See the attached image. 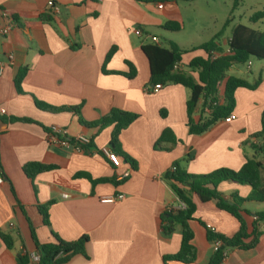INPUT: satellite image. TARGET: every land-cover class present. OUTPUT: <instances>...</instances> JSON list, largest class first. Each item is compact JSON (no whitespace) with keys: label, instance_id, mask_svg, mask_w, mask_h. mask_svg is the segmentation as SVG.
Here are the masks:
<instances>
[{"label":"crops","instance_id":"crops-1","mask_svg":"<svg viewBox=\"0 0 264 264\" xmlns=\"http://www.w3.org/2000/svg\"><path fill=\"white\" fill-rule=\"evenodd\" d=\"M49 1L0 0V26L12 25L8 33L0 34V175L4 178L0 232L13 240L8 247L0 237V264H17L20 255L38 250L37 242H56L53 233L68 242L87 237L86 255L75 254L65 264H185L164 261V256L179 251L182 241L180 225L170 234L162 227L160 215L181 203L165 174L175 163L202 175L223 167L240 170L247 158L264 161V153H258L263 139L255 137L262 130L264 59L252 58L228 71L249 83L261 77L257 88L236 90L232 112L236 118L192 134L189 90L180 84L147 90L154 84L142 46L153 43L151 37L156 36L161 43L174 41L189 50L220 33L216 42L228 51L232 31L241 24L231 6L218 12L207 0H52L59 8L55 12ZM161 2L163 8L158 7ZM1 10L8 13L7 19ZM167 22L178 23L180 30L165 29ZM137 29L141 35L135 33ZM186 29L190 41L177 34ZM201 37L203 41L193 43ZM201 54H187L182 66L187 69L184 64ZM20 73L18 91L15 80ZM41 104L80 111L54 113ZM112 109L138 115L119 135L115 151L122 161L119 168L99 152L104 146L112 148L113 125L80 121H97ZM201 110L202 104L193 114L195 120ZM53 126L66 128L70 138H90L91 147L77 151L50 144L48 131ZM122 153L136 161V168ZM28 162L54 168L30 179L23 171ZM127 170L129 176L119 180L118 175ZM218 189L238 198L252 192L250 185L231 180L221 181ZM119 193L125 198L101 201ZM50 201L47 226L38 206ZM194 202L190 224L197 259L189 264H208L214 242L208 239L207 225L232 236L239 222L214 200L203 202L195 195ZM242 208L248 211L244 217L251 232L256 214L264 211V201H246ZM259 228L263 233L255 248L229 249L222 264H264V221Z\"/></svg>","mask_w":264,"mask_h":264},{"label":"trees","instance_id":"trees-1","mask_svg":"<svg viewBox=\"0 0 264 264\" xmlns=\"http://www.w3.org/2000/svg\"><path fill=\"white\" fill-rule=\"evenodd\" d=\"M264 19V10L257 11L250 16V21L256 23ZM229 22V20H228ZM227 25V22L226 24ZM165 29L179 31L180 25L176 22H167ZM220 33L213 39L204 42L189 50L182 49L176 42L169 41L166 44L150 43L142 46L144 54L150 63L151 83L167 86L169 84H180L189 90L187 100V114L189 131L192 134H202L211 129L216 123L229 116L236 106V90L238 88L255 89L261 82V77L254 83L235 76L228 75V71L234 64H246L250 59H264V31L260 32L250 26L238 24L232 31L229 40V49L225 51L216 42ZM201 51V55L192 56L182 66L184 57L192 52ZM113 51L106 58L108 61ZM178 68L175 69V65ZM133 69V67H132ZM23 73H20L15 80L16 88L21 91ZM202 104V112L198 120L194 119V112ZM44 110L50 112L73 111L79 113V107H52L41 104ZM138 118L137 114L112 109L108 114L99 120L82 123L90 126L113 125L111 147L116 151L120 133ZM21 121H32L30 118H17ZM255 137L264 138V112L262 113V130L255 134ZM87 147H91V144ZM117 152V151H116ZM118 153V152H117ZM264 153V144L260 145L259 152ZM124 158L136 168V161L126 153H122ZM175 169L169 170L165 174L172 190L176 196L186 204L185 208H172L164 211L160 215L163 230L170 234L175 230L176 225L182 228V241L178 252L164 256V261H179L185 264L193 263L197 259V248L193 244L194 231L191 221L194 220L196 204L195 195L201 201L207 202L214 200L219 209L232 214L239 222L238 231L232 236H225L207 232L208 239L214 241L222 240L221 246L214 250L208 264H222L227 251L232 248L250 250L255 248L263 233L259 228V223L264 221V211L256 214L257 218L253 221L252 231H248V225L244 217L247 210L242 208V203L246 201H264V168L259 159L247 158L240 170L230 168H219L207 174L195 175L189 173L179 163L174 164ZM53 165L41 162H28L24 164L23 171L30 179L44 171L53 169ZM231 180L240 184H248L252 187V192L248 197L238 198L237 194L226 196L218 189L221 181ZM39 205L38 209L43 216L44 224L50 226L49 206ZM56 242L39 244L38 250L41 252V264H65L75 254L86 255L87 237H82L76 241H65L57 234L53 233ZM0 237L4 243L11 247L13 240L7 234L0 232ZM28 254L18 257L17 264H28Z\"/></svg>","mask_w":264,"mask_h":264},{"label":"built area","instance_id":"built-area-1","mask_svg":"<svg viewBox=\"0 0 264 264\" xmlns=\"http://www.w3.org/2000/svg\"><path fill=\"white\" fill-rule=\"evenodd\" d=\"M49 5L52 7V9L55 12H59V8L58 6L55 5V3L50 0ZM164 4L163 2L158 3V7L159 8H163ZM1 14L2 16H4L6 19L8 18V13L4 10H1ZM12 29V25L7 23L6 25L0 26V34L5 35L6 33H8L10 30ZM135 33L137 35H141L142 31L137 29L135 30ZM151 40L153 43L156 44H160V40L158 37L156 36H152ZM9 59L12 60L13 59V55L9 54ZM178 68V65H175V69ZM0 70H2V66H0ZM163 86L161 84H154L152 86H148L147 90L150 91H154L157 92L160 90V88H162ZM236 118L235 114L231 113L229 116H227L226 118H224L222 121L224 122H231L232 120H234ZM263 140L261 141L262 144H264V138H262ZM48 141L50 144H54V145H58V146H62V147H66V148H72L74 150L77 151H83L87 147L88 145L91 144V140L90 138L84 136V135H78L75 138H70L68 136V130L64 127H60V126H53L49 131H48ZM261 144V145H262ZM96 151V150H95ZM99 152L103 155L106 156V158L108 159V161L116 168H119L122 164L121 158L120 156L114 151L112 150V148L108 147V146H104L102 148L99 149ZM261 161V160H260ZM263 168H264V161H261ZM175 165L172 166V169H175ZM130 174V171L127 170L124 173L118 175V179L119 180H123L125 178H127ZM4 181V178L2 175H0V183H2ZM65 197H68V194L64 195ZM123 198H125V195L122 193L116 194V195H108V196H103L101 197V201L104 203H115L118 200H122ZM186 204L184 202L181 201L180 203V207L179 208H185ZM13 225V224H11ZM207 229L210 230L213 233H217L215 228L208 224L207 225ZM214 242V250H217L221 244H222V240L220 239H216L213 241ZM41 257L42 254L39 250L33 251L31 253L28 254V258H29V262L28 264H41Z\"/></svg>","mask_w":264,"mask_h":264},{"label":"rangeland","instance_id":"rangeland-1","mask_svg":"<svg viewBox=\"0 0 264 264\" xmlns=\"http://www.w3.org/2000/svg\"><path fill=\"white\" fill-rule=\"evenodd\" d=\"M210 4L214 6V9L218 12L224 11L226 9V5L232 7L236 20L240 21L241 24L250 26L260 32L264 31V19L252 23L250 21V16L257 11L264 10V0H207ZM179 36L184 35V39L186 41H190L187 36H189V29L185 31L178 32ZM204 37H201L193 43H198L199 41H203ZM228 46V44H227ZM254 63L257 60L253 61Z\"/></svg>","mask_w":264,"mask_h":264}]
</instances>
